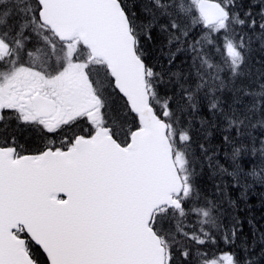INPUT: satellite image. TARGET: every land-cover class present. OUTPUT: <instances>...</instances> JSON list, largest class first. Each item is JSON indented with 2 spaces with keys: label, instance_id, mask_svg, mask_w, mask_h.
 Instances as JSON below:
<instances>
[{
  "label": "snow or ice",
  "instance_id": "snow-or-ice-1",
  "mask_svg": "<svg viewBox=\"0 0 264 264\" xmlns=\"http://www.w3.org/2000/svg\"><path fill=\"white\" fill-rule=\"evenodd\" d=\"M256 195L264 0H0V264H264Z\"/></svg>",
  "mask_w": 264,
  "mask_h": 264
},
{
  "label": "trees",
  "instance_id": "trees-1",
  "mask_svg": "<svg viewBox=\"0 0 264 264\" xmlns=\"http://www.w3.org/2000/svg\"><path fill=\"white\" fill-rule=\"evenodd\" d=\"M208 190L210 191V185L208 186ZM251 204H252V209H251L250 215L253 216L255 220L260 221L261 223H264V219H262V217H264V208H262L260 205L259 195H256L255 197H253ZM245 223H246V220H245Z\"/></svg>",
  "mask_w": 264,
  "mask_h": 264
}]
</instances>
